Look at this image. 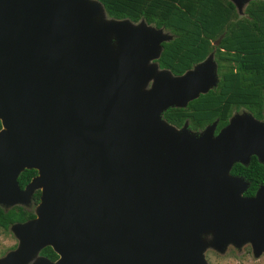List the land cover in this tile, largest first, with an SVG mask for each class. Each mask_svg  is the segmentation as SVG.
<instances>
[{
	"label": "water",
	"instance_id": "water-1",
	"mask_svg": "<svg viewBox=\"0 0 264 264\" xmlns=\"http://www.w3.org/2000/svg\"><path fill=\"white\" fill-rule=\"evenodd\" d=\"M167 39L95 0H0V202L40 191L0 264H204L206 245L228 243L264 252V185L245 197L229 174L251 156L264 164V121L239 114L195 137L162 120L215 82L208 58L180 76L150 64ZM23 170L36 174L20 190ZM44 247L55 261L37 257Z\"/></svg>",
	"mask_w": 264,
	"mask_h": 264
},
{
	"label": "trees",
	"instance_id": "trees-1",
	"mask_svg": "<svg viewBox=\"0 0 264 264\" xmlns=\"http://www.w3.org/2000/svg\"><path fill=\"white\" fill-rule=\"evenodd\" d=\"M107 17L126 19L132 23L142 20L154 29L172 30L171 41L161 44L157 60L160 69L173 75L182 74L192 64L202 60L213 49L218 54L217 64L226 62L222 73V88L218 92L201 94L187 104L186 109H167L161 119L180 127L187 118L191 129L203 127L218 119L217 130L226 123L231 106H244L249 115L263 119L264 96V0H251L237 17L228 0H95ZM218 41L213 47L210 41ZM185 52L184 56L171 57V51ZM174 61L176 63H174ZM34 170H23L16 178L22 189L35 176ZM229 174L242 178L248 186L243 196L250 197L259 185H264V164L251 156L247 165L235 163ZM24 217L19 210H0V228L20 223ZM42 254H55L46 247Z\"/></svg>",
	"mask_w": 264,
	"mask_h": 264
},
{
	"label": "rangeland",
	"instance_id": "rangeland-1",
	"mask_svg": "<svg viewBox=\"0 0 264 264\" xmlns=\"http://www.w3.org/2000/svg\"><path fill=\"white\" fill-rule=\"evenodd\" d=\"M246 4L242 3L241 7L236 10L237 17H241L243 14V9ZM137 24V23H134ZM163 34V33H162ZM167 35V34H164ZM149 83V85H148ZM146 88L150 86L151 82H148ZM263 111V107H262ZM264 121V120H263ZM261 122V121H260ZM185 131L189 132L186 127L183 128ZM177 132H181V129H176ZM176 132V131H175ZM202 131L198 134L190 133L191 135L198 137L201 135ZM39 190H34L28 197L26 202H14V203H1L0 207L3 210H8L14 206H21L23 209L27 211H31L35 215V210L37 205L35 206L32 201L30 200V196ZM40 193V191H39ZM39 203V202H38ZM16 226H10L7 230L1 231L0 230V261L4 259L8 254L15 251L18 247L19 240L14 233ZM210 235L209 232L206 233V237L204 239L206 242L208 241ZM202 259L204 264H264V252H262L259 256H254L252 253V248L249 243H241L237 246L233 245V243H228L221 253L215 251L210 245H206L203 253Z\"/></svg>",
	"mask_w": 264,
	"mask_h": 264
},
{
	"label": "flooded vegetation",
	"instance_id": "flooded-vegetation-1",
	"mask_svg": "<svg viewBox=\"0 0 264 264\" xmlns=\"http://www.w3.org/2000/svg\"><path fill=\"white\" fill-rule=\"evenodd\" d=\"M107 16V15H106ZM107 18H109V17H107ZM112 19V18H111ZM141 21V20H140ZM148 26H150V25H148ZM150 27H152V26H150ZM161 32L163 33V34H167L166 36L168 37V39L167 40H165V41H162L160 44H159V49H158V54H157V58H155V59H153V60H151L149 63L150 64H154L158 69H160L159 68V66H158V62H157V60H158V58H159V55H160V53H161V51H162V49H161V44L162 43H164V42H168V41H171L172 39H173V37H174V34H173V32H172V30H163V29H161ZM214 43H218V41L216 40V41H210V44L213 46V47H216L217 46V44L215 45ZM181 51H178V52H175V50H173L172 48H171V51L170 52H168L167 53V56L169 57V58H171V57H181V56H184L185 55V52H183V53H180ZM210 59L212 62H213V64H214V66H215V69H214V74H215V82H214V84H213V86L209 89V90H207V92H210V91H214V92H216V91H220L221 90V88H222V73L226 70V68H227V63L226 62H223V64H222V62H220V64H217V62H216V60H218L219 59V57H218V54L215 52V50L213 49L210 53H208L202 60H200L199 62H196V63H194V64H192L191 65V67L188 69V70H186V71H184L182 74H179V75H173V74H171L170 72V74L172 75V76H180V75H183L185 72H187V71H189V70H192L194 67H196L198 64H201L202 62H204L206 59ZM174 63H176L175 61H174ZM161 70H164V69H161ZM148 85H149V83H148ZM206 92V93H207ZM206 93H204V94H206ZM199 95H201V94H198V96ZM197 96V97H198ZM196 97V98H197ZM194 100V99H193ZM192 101V100H191ZM190 102V101H189ZM189 102H187L186 104H185V106L184 107H181V108H177V109H186V107H187V104L189 103ZM263 103H264V96L262 97V106H263ZM169 108H171V109H176L175 107H169ZM169 108H167V109H169ZM166 109V110H167ZM166 110H164V111H166ZM163 111V112H164ZM162 112V113H163ZM161 113V114H162ZM239 114H249L248 112H247V110L245 109V107L244 106H237V107H235V106H231L230 107V109H229V115L227 116V118H226V123L223 125V126H221L218 130H217V125H218V123H219V121H218V119H214V120H212L210 123H208V124H205L203 127H201V128H196V129H191L189 126H190V123H189V120L187 119V118H185L183 121H182V123H181V125H180V127H175V126H173V125H171V126H173L175 129H181V128H185L186 127V129L189 131L188 133L190 134V133H193V134H198L199 132H201L202 130H204L206 127H208V126H211L212 124L214 125V129H213V132H212V134H213V136H216V134L220 131V129L221 128H223V127H225L227 124H228V122H229V120L231 119V118H233L234 116H236V115H239ZM262 115H263V111H262ZM161 116V115H160ZM264 120V115H263V119L261 120V121H263ZM168 124V123H167ZM170 125V124H169ZM187 132V131H186ZM250 159V158H249ZM23 189V188H22ZM22 189H20V190H22ZM39 196H40V193H39V191H37V192H34L31 196H30V200L32 201V203L36 206L37 204H38V202H39ZM0 210L3 212V213H5V212H7L8 210H14V211H16V210H19L21 213H23V216L24 217H27L28 218V216H32V218H30V219H26V220H24L23 222H20V223H13V224H10L9 226H7L6 228H0V230L1 231H5V230H7L10 226H13V225H16V224H23V223H25V222H27V221H29V220H31V219H33L34 217H35V215H34V213H32L31 211H27V210H25V209H23L21 206H14V207H12V208H10V209H8V210H3L1 207H0ZM46 247H44V248H42V249H40L38 252H37V257H41V258H44L45 260H47V261H50V262H52V261H55L56 259H57V255L51 250V248L50 247H48L54 254H55V258L54 259H51V256L49 255V254H42V251H43V249H45Z\"/></svg>",
	"mask_w": 264,
	"mask_h": 264
}]
</instances>
